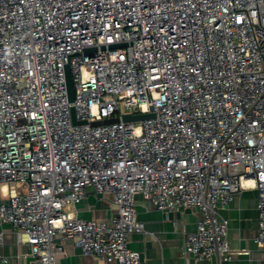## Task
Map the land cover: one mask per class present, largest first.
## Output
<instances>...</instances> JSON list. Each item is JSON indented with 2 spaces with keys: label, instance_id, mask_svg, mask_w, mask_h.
Segmentation results:
<instances>
[{
  "label": "built area",
  "instance_id": "2783aa9c",
  "mask_svg": "<svg viewBox=\"0 0 264 264\" xmlns=\"http://www.w3.org/2000/svg\"><path fill=\"white\" fill-rule=\"evenodd\" d=\"M88 188L115 214L71 213ZM242 188L256 190L264 263V0H0V221L31 264H63L59 237L142 264L136 195L197 210L183 253L228 261L220 210Z\"/></svg>",
  "mask_w": 264,
  "mask_h": 264
},
{
  "label": "crops",
  "instance_id": "0c3cea01",
  "mask_svg": "<svg viewBox=\"0 0 264 264\" xmlns=\"http://www.w3.org/2000/svg\"><path fill=\"white\" fill-rule=\"evenodd\" d=\"M136 218L144 224L143 233L129 236V247L138 250L142 264H264L262 254L257 249L254 237L257 231L256 190L242 188L232 195L220 214L228 221V243L230 259L221 261L218 256L196 260L182 251L184 233L194 231L199 213L195 209H174L158 211L140 196L136 195ZM74 215L95 220H104L115 214V206L107 193H97L88 188L85 196L68 208ZM2 243L0 253L6 263L31 264L33 258L26 244L18 243L12 227L0 221ZM60 251L56 255L63 264H116L95 262L81 252L70 240L56 239Z\"/></svg>",
  "mask_w": 264,
  "mask_h": 264
},
{
  "label": "water",
  "instance_id": "95a60500",
  "mask_svg": "<svg viewBox=\"0 0 264 264\" xmlns=\"http://www.w3.org/2000/svg\"><path fill=\"white\" fill-rule=\"evenodd\" d=\"M113 46H122V44H117V45H113ZM64 70H65V82H66L67 98H68V101H72L74 90H73V84H72V79H71L68 64L65 65ZM70 113H71L72 123H84L85 122V121H77L75 119L73 108L70 109ZM150 117H153V113L135 114V115L125 114L122 116V120L123 121H137V120H142V119H146V118H150Z\"/></svg>",
  "mask_w": 264,
  "mask_h": 264
},
{
  "label": "rangeland",
  "instance_id": "374dc122",
  "mask_svg": "<svg viewBox=\"0 0 264 264\" xmlns=\"http://www.w3.org/2000/svg\"><path fill=\"white\" fill-rule=\"evenodd\" d=\"M114 118L113 117H106L104 118L103 120L99 121V122H94V124L96 123H104V122H109L111 120H113Z\"/></svg>",
  "mask_w": 264,
  "mask_h": 264
}]
</instances>
